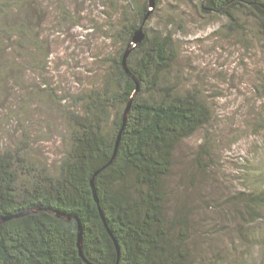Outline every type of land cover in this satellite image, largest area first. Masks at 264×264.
Listing matches in <instances>:
<instances>
[{"label": "trees", "instance_id": "1", "mask_svg": "<svg viewBox=\"0 0 264 264\" xmlns=\"http://www.w3.org/2000/svg\"><path fill=\"white\" fill-rule=\"evenodd\" d=\"M37 5L0 0V42H32L31 9ZM201 10L225 18L232 32L251 25L254 38L264 42V0H201ZM152 16L148 1L124 8L115 32L123 47L104 86L76 99L81 112L69 111L71 145L56 172L29 159L26 141L0 154V264H88L78 245L80 223L91 264H197L189 246L191 218L182 208L170 213L166 180L176 147L209 123L211 110L197 93H182L170 82L177 58L172 35L146 30L129 56L140 89L113 158L137 88L123 56ZM241 200L249 216L261 220L264 238V191Z\"/></svg>", "mask_w": 264, "mask_h": 264}, {"label": "rangeland", "instance_id": "2", "mask_svg": "<svg viewBox=\"0 0 264 264\" xmlns=\"http://www.w3.org/2000/svg\"><path fill=\"white\" fill-rule=\"evenodd\" d=\"M132 1L36 0L32 42H0V154L26 141L30 160L59 169L71 145L68 113L81 112L76 99L104 86ZM155 2L146 30L173 37L170 82L211 110L209 123L176 147L169 211L190 216L197 264H264L261 220L241 200L264 191V42L251 25L229 31L225 18L201 10V0Z\"/></svg>", "mask_w": 264, "mask_h": 264}, {"label": "water", "instance_id": "3", "mask_svg": "<svg viewBox=\"0 0 264 264\" xmlns=\"http://www.w3.org/2000/svg\"><path fill=\"white\" fill-rule=\"evenodd\" d=\"M155 0H149V4L151 7H154L155 6ZM153 10V9H152ZM150 10V11H152ZM146 22L147 20H145L142 25L135 31L134 33V37H133V41L132 43L128 46V48L126 49L125 53H124V56H123V60H122V63H123V66H124V69L125 71L127 72V74L132 77L134 79V81L136 82L137 84V88H136V91L133 95V97L130 99L127 107L125 108V111H124V123H123V126H122V129L119 133V136H118V140H117V143H116V149H115V152H114V155H113V158L116 157V154H117V151H118V147H119V143H120V140H121V135H122V132L125 128V125H126V122H127V117H128V114L131 110V106H132V102H133V99L134 97L136 96L138 90L140 89V82L139 80L134 76V74L132 73L130 67H129V63H128V59H129V56L132 52L133 49H135L146 37ZM99 172V171H98ZM98 172L96 174H98ZM93 188H94V185H93ZM94 193H95V199L97 201V203H100L99 202V197H98V194H97V191L96 189L94 188ZM102 212V210H101ZM58 215L62 216L63 218H67L65 215L63 214H59ZM79 249H80V255L85 259V261L88 263V264H91L85 257H84V249H83V229H82V226H81V223H80V226H79Z\"/></svg>", "mask_w": 264, "mask_h": 264}]
</instances>
